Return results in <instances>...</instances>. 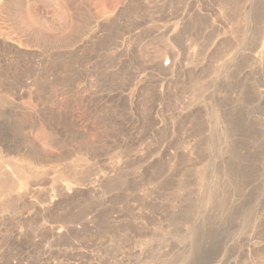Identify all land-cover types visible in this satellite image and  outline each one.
<instances>
[{
	"label": "rangeland",
	"instance_id": "1",
	"mask_svg": "<svg viewBox=\"0 0 264 264\" xmlns=\"http://www.w3.org/2000/svg\"><path fill=\"white\" fill-rule=\"evenodd\" d=\"M14 1L0 28L34 52L0 56V162L35 142L44 194L121 162L98 195L40 217L103 201L82 258L28 254L32 231L16 247L0 234V264H264V0ZM172 60L185 70L162 71Z\"/></svg>",
	"mask_w": 264,
	"mask_h": 264
},
{
	"label": "bare ground",
	"instance_id": "2",
	"mask_svg": "<svg viewBox=\"0 0 264 264\" xmlns=\"http://www.w3.org/2000/svg\"><path fill=\"white\" fill-rule=\"evenodd\" d=\"M15 2L17 1L0 0V14L3 12H10L11 8L15 6ZM231 6H232V3H231ZM207 15H210V14H207ZM238 20L237 22H239ZM262 47L264 51V46ZM263 51H259V52L263 54L264 53ZM31 52H34V49L32 48V46H30L28 42H25L22 40L21 37L16 36L15 32L8 33L0 28V56H4L5 54H12V55H17L21 53L29 54ZM261 54H260V57L263 58ZM256 58H259V55L256 56ZM177 65L178 64L176 63V61L172 60L170 62H167L161 68L163 69L162 71L166 72L167 74L173 73L176 70V68L177 69L180 68L181 71L185 70V68L182 65L180 64L179 66ZM26 84H29V82H27ZM262 91L264 92V90ZM23 92H24L23 89L19 91H15L14 96H19ZM186 112L188 111L180 110V114L177 117V119L179 117L181 118L185 117V115H187ZM75 140H77V138H75ZM27 144H26L27 145L26 149L28 150V153L25 159L21 161L13 159L12 163L8 165H4L3 162H0V205L4 204L5 202L13 201V203H15V208H16L14 209L15 213L12 212L13 210L11 211L14 215V220H13L14 225L8 230H5L3 229L2 226H0V234L4 236V237L3 236L1 237L4 238L6 241L8 240L9 243H11L10 241H12L14 244L13 246L15 247L17 245L22 246L24 242L23 240H26L27 236L32 231H34V235H35L34 238L30 241L31 242L30 244H27L25 248L28 254L33 248H36L38 246L39 249L43 251L42 253L43 256L51 255L53 253V250H52L53 248H64L70 251L71 257L73 259L79 258V257L82 258L83 238L87 235L86 233L94 227L101 213L104 211V208H102L103 204H101L103 203V201L101 203L98 202L99 206L96 207V209H93L91 207L92 208L91 210L89 211L87 210V212L81 215H78V217L75 220L73 219L72 222L70 221L68 223L48 224L50 221L46 223L47 219L45 220L46 222H44L43 218L41 219L40 217H43L45 213L47 214L48 211L57 207L62 201H75L79 199L81 197L82 192L89 193L88 195H91L94 197L98 195L102 182L105 180L106 177L113 175L117 171V168L121 161L115 158L114 160L112 159V162H109V165L105 163L106 165H108L105 172L103 173L101 172L100 174H95L94 178L88 184L80 185V184H74V183H63L62 185H60L59 187L55 189L51 188L53 190H51L47 194H44L46 191V185L42 182H39V178L41 174L43 175L42 172L44 169L43 167L37 165L38 161L36 160L37 158H44V155L39 151L35 142L32 141V142H28ZM84 147L85 149H87L86 145ZM9 150L13 155H15L18 151L17 148L15 147L10 148ZM160 152L161 154L168 155L170 153V147L163 146ZM9 206H10V202H9ZM12 207H14V205ZM3 217L4 216L0 214V221L3 219ZM32 225H34L35 228H33ZM7 264H10V263H7Z\"/></svg>",
	"mask_w": 264,
	"mask_h": 264
}]
</instances>
